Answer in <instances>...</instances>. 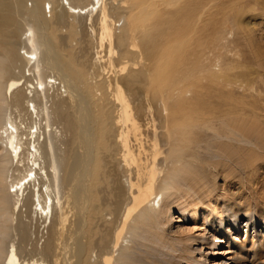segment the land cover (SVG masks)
Instances as JSON below:
<instances>
[{"label": "bare ground", "instance_id": "6f19581e", "mask_svg": "<svg viewBox=\"0 0 264 264\" xmlns=\"http://www.w3.org/2000/svg\"><path fill=\"white\" fill-rule=\"evenodd\" d=\"M184 1L0 0V264H184L166 225L184 194L226 192L220 176L252 196L225 204L228 223L264 221L261 91L223 74L218 27L191 43L218 0ZM243 3L224 31L242 30Z\"/></svg>", "mask_w": 264, "mask_h": 264}, {"label": "rangeland", "instance_id": "374dc122", "mask_svg": "<svg viewBox=\"0 0 264 264\" xmlns=\"http://www.w3.org/2000/svg\"><path fill=\"white\" fill-rule=\"evenodd\" d=\"M226 1H229V3L235 2V0H218L208 4L209 9L207 7L206 10L208 9L209 11L203 17L205 26L202 25L197 29V33L193 36L191 43L193 44L194 41L198 40L201 33L205 37L209 32L208 30L218 27L221 35H224L226 39L222 42L223 48L221 51L224 58L218 62L222 67L223 74L245 73L254 78L258 84L257 86H259L258 91H261V95L258 94L259 92H255L254 96L257 98L249 97V100L252 103H255V99L258 100V108L264 109V74H262L264 71L253 58L252 41L250 40V38L255 36L257 40L254 41L259 43H255L256 46L264 50V0H244L242 4L244 11L239 17V24L242 30L237 31L234 26V32L224 31L223 29L226 26V24L224 25L226 17H232L229 3H226ZM184 3H188V0H185ZM189 4H195V2L192 1ZM162 10L168 14L172 13L171 15H176L177 13L176 8L168 10L162 8ZM179 16L180 13H177L176 18H179ZM216 22H221L220 26ZM182 26L180 24L177 28L175 27L173 32H181L184 29ZM249 33L250 37L248 36ZM237 51L241 54L239 58L235 55ZM208 55H211V53ZM216 69H219V66ZM96 71L99 73L97 69ZM166 81L164 80L165 83ZM191 95L194 96L191 93L188 94V97ZM257 168L255 185L264 190V162H261ZM231 176L233 177L232 174ZM223 179L220 176L217 179L216 186L221 189L227 182L225 184L226 192L222 190L213 191L212 188L208 189L204 187L207 183H204L200 186L202 198L195 199V197L192 198L186 194L182 196L181 209L176 206L172 219L166 225L170 235L175 237L174 244L181 246L183 251L187 253L186 260L183 261L184 264H234L238 261V258L240 260V250L243 244H245L246 250L256 253V255L252 254L249 257L248 264H264V221L260 222L255 219L257 229H249L248 231L244 222L253 217L251 213L248 215L242 214L238 217V221L243 227L242 229H237V224L235 223H228V213L225 204L231 203L232 206H236L234 200H237L236 202L238 203L251 206L248 203L251 201L252 196L242 183L233 181L234 177L233 180L229 178L224 181L225 179ZM207 181L209 183L208 179ZM260 197L263 198L264 193ZM251 209L254 210V208ZM257 210L259 211V209ZM246 211L248 210L245 209ZM24 221L29 224L27 227L31 236L30 243H32V239L36 235H42L43 225L41 226L37 221L36 213H32V219L28 214L24 215ZM47 231L45 229V235L38 246L48 239L49 232L47 234ZM250 258L253 259L251 260Z\"/></svg>", "mask_w": 264, "mask_h": 264}]
</instances>
